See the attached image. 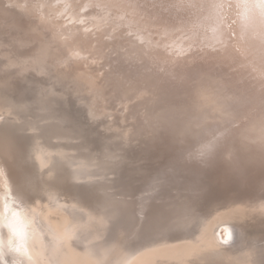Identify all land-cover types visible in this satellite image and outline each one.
<instances>
[{
    "label": "rangeland",
    "instance_id": "1",
    "mask_svg": "<svg viewBox=\"0 0 264 264\" xmlns=\"http://www.w3.org/2000/svg\"><path fill=\"white\" fill-rule=\"evenodd\" d=\"M45 1L0 0V164L6 168L0 172V235L7 264L175 260L185 253L184 245L194 250L207 235L215 248L236 252L238 264L263 262V183L240 182L228 156L217 170L165 178L170 159H181L201 138L219 135L227 124L241 125L225 119L237 94L212 82L219 72L215 57L196 48L175 56L168 51L184 73L160 77L145 67L146 58L130 52L139 45L149 50L147 40L115 24L106 5ZM63 27H70L67 34ZM76 36L86 39L75 42ZM155 36L160 41L166 35ZM62 47L71 50L65 60ZM261 100L264 104V92ZM157 183L166 193L157 200L166 202L158 209L168 214L158 225L160 232L151 236L146 222H137L138 229L127 224L124 199L132 196L125 195V188L148 195ZM78 213H90L93 220ZM212 220L214 232L204 233L200 227ZM15 221L25 230L11 244L7 235ZM223 222L233 225L241 245H223L224 238H215L226 228ZM150 242L158 251L137 257Z\"/></svg>",
    "mask_w": 264,
    "mask_h": 264
},
{
    "label": "bare ground",
    "instance_id": "2",
    "mask_svg": "<svg viewBox=\"0 0 264 264\" xmlns=\"http://www.w3.org/2000/svg\"><path fill=\"white\" fill-rule=\"evenodd\" d=\"M44 2L47 1L44 0ZM67 2L71 3V0H67ZM255 2L256 0H89L90 4L97 3L106 5L108 10L113 12L112 17H110L114 19L113 21L115 24L121 25V28L122 26L124 28V25H127L129 27L128 29L137 30L141 33L142 37L147 40L149 50H146L141 45L134 47L130 50L131 54H133L132 57L137 59L146 58L147 64L145 67L148 68L149 66L150 68H153V72L155 71L158 73L160 77H164L167 73H169L166 75L167 78H171L172 76L180 77V75L182 76L184 73L183 71H179V67H175L170 58H168V51L172 52V56H175V54L192 51L196 48L199 51L211 54V56L215 57L217 64H219V67L217 68L219 72L217 71L214 74L212 82L222 89L237 94V102L230 107L231 110L226 115L225 119L231 123L240 122L241 125L238 127H232L227 124L219 135L201 138L196 147L191 148L190 151L181 157V159H170L167 163L169 165L164 170L166 173V180H169L171 175L176 174L177 172H187V174H190L211 167L217 170L219 166L226 161V159L221 161V158L228 156L230 159H233V164H231V166L235 168L238 178H240L243 183L251 185L264 184V104L261 100L264 92V15H262L260 9L251 10L240 7V5L252 4ZM60 8L61 10L65 9L64 7H59V9ZM77 14L72 10V15L75 18L80 17V15ZM82 22H84V20ZM89 22L87 23L89 24ZM53 23L56 24V22ZM69 28L68 30L64 29L65 33L66 31H69ZM88 34L93 36L91 33ZM155 34L166 36L161 38L160 41H156L157 36H155ZM77 35L79 36L80 32L79 34L77 32ZM66 37L64 39H66ZM142 37L140 38L142 39ZM80 38L82 39L85 37L76 36L74 37L75 42H81ZM157 45H162L163 48L159 47L156 49ZM99 47L97 48L99 49ZM80 48L79 50H81ZM60 50L65 51L66 56L62 53L63 60L69 58L70 49L62 47ZM84 50L85 49L83 48V51H81L84 52ZM123 50L125 49L123 48ZM126 53L125 55H127ZM112 54L111 56H113ZM39 59L42 58L39 56ZM102 60L104 61V58ZM101 66L100 69H102ZM108 68L110 67L108 66ZM231 68H234V70L229 71ZM246 79H248V81H246ZM254 109H257V112L253 111ZM0 168V172L5 171L6 169L1 164ZM159 184L160 183H157L151 186L149 189L154 192L148 195L139 194L140 190L136 187L125 188V195L128 194L132 196L131 199L127 196L124 199L127 224L133 226L134 229H138L139 225L137 222H141V224L146 222L151 225V236L156 232H160L158 231L160 228L158 225L162 224L161 221H164L168 214L167 210L163 209V211H161L158 209V207H162L166 203L164 201H157L159 199H165L166 196L163 189H157ZM262 188L263 187H261V189ZM29 190H27V192ZM133 192L135 195L137 194L136 197ZM133 197H135L136 200H134ZM262 204V202H258L257 207L263 208ZM14 207V205L10 204L9 208ZM9 213L11 214L10 211ZM80 213L77 214L79 218H93L90 213H88L87 216H83V214L81 215ZM236 213L237 212H228L229 215L231 214L230 216H234ZM228 214L225 215V218L230 217ZM239 214H241V212ZM222 215L224 216V214ZM13 218L15 219L14 216ZM214 220L210 223L206 222L200 227V229H203L202 231H204V233L208 231L214 232L213 226L217 221L216 219ZM213 221L215 222L214 224ZM223 224H227L226 228H222L219 236H216L215 238H218V241L221 238H224V240H220L223 245L236 241H239L241 245L242 241L232 227L233 225L231 226L228 222H223L220 226ZM10 225L9 233L11 237L7 235V240L9 239L11 244H13L16 242L14 240L18 241L21 233L24 232L25 224L20 225V223L15 221ZM217 231L218 229L215 230V232ZM223 232L225 233L223 234ZM239 233L243 234V237H245L244 233L246 232L244 229L240 228ZM212 236L214 237L215 235ZM209 238V235L205 236L203 246L199 245L194 250L189 249V245H184L182 250L185 253L181 254L175 260H163L159 262H157V260H151L147 264L240 263V256H238L236 252L225 251L224 248L219 247L215 248L212 239L209 240ZM138 240L139 239H137L136 246L139 244ZM261 240H264V238ZM1 243L2 238L0 235V264H7L5 261L7 257L6 251ZM147 246L146 248H142L143 251H140L137 257L143 256L147 251L151 252L159 249L151 242V247L147 248ZM153 254L157 253L153 252L150 255ZM252 264H264V261H253Z\"/></svg>",
    "mask_w": 264,
    "mask_h": 264
},
{
    "label": "clouds",
    "instance_id": "3",
    "mask_svg": "<svg viewBox=\"0 0 264 264\" xmlns=\"http://www.w3.org/2000/svg\"><path fill=\"white\" fill-rule=\"evenodd\" d=\"M240 7L251 10L260 9L262 15H264V0H256L255 3L240 5Z\"/></svg>",
    "mask_w": 264,
    "mask_h": 264
},
{
    "label": "water",
    "instance_id": "4",
    "mask_svg": "<svg viewBox=\"0 0 264 264\" xmlns=\"http://www.w3.org/2000/svg\"><path fill=\"white\" fill-rule=\"evenodd\" d=\"M240 180V178H238ZM240 182H242V180H240Z\"/></svg>",
    "mask_w": 264,
    "mask_h": 264
},
{
    "label": "snow or ice",
    "instance_id": "5",
    "mask_svg": "<svg viewBox=\"0 0 264 264\" xmlns=\"http://www.w3.org/2000/svg\"><path fill=\"white\" fill-rule=\"evenodd\" d=\"M220 4H223V3H220Z\"/></svg>",
    "mask_w": 264,
    "mask_h": 264
}]
</instances>
